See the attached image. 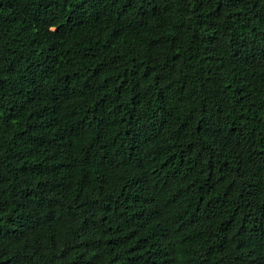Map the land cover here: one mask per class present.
I'll use <instances>...</instances> for the list:
<instances>
[{"label":"trees","instance_id":"trees-1","mask_svg":"<svg viewBox=\"0 0 264 264\" xmlns=\"http://www.w3.org/2000/svg\"><path fill=\"white\" fill-rule=\"evenodd\" d=\"M0 264H264V0H0Z\"/></svg>","mask_w":264,"mask_h":264}]
</instances>
